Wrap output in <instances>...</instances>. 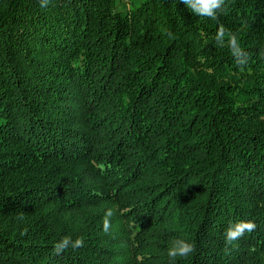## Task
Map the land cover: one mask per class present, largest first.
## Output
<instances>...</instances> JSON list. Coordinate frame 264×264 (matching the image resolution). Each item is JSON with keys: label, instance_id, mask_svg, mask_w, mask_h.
Here are the masks:
<instances>
[{"label": "trees", "instance_id": "trees-1", "mask_svg": "<svg viewBox=\"0 0 264 264\" xmlns=\"http://www.w3.org/2000/svg\"><path fill=\"white\" fill-rule=\"evenodd\" d=\"M224 7L0 0V264H264V0Z\"/></svg>", "mask_w": 264, "mask_h": 264}, {"label": "clouds", "instance_id": "clouds-1", "mask_svg": "<svg viewBox=\"0 0 264 264\" xmlns=\"http://www.w3.org/2000/svg\"><path fill=\"white\" fill-rule=\"evenodd\" d=\"M182 3L187 7L189 11L198 17H206L212 20H216L218 14H221L225 10V0H182ZM41 7L48 6V0H40ZM216 43L220 46H224L225 40L227 47L231 52L237 66H243L247 63V53L241 48L236 34L227 30L224 25H219L216 36ZM113 215V211L109 209L105 213L103 220V230L108 232L110 229L109 218ZM256 228V224L252 221L240 220L230 224L224 233L225 242L230 244L231 242L241 238L245 232H252ZM83 240L77 238L71 240L69 237H64L54 245V251L59 255L65 249L83 247ZM195 252L194 244L187 242L184 239L177 238L172 241L171 247H169L167 255L175 261L177 257H188Z\"/></svg>", "mask_w": 264, "mask_h": 264}]
</instances>
